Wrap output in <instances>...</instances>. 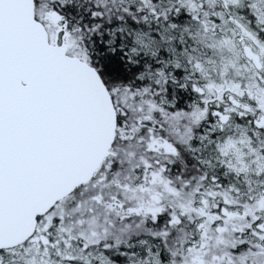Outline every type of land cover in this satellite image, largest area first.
Segmentation results:
<instances>
[{
  "label": "snow or ice",
  "instance_id": "obj_1",
  "mask_svg": "<svg viewBox=\"0 0 264 264\" xmlns=\"http://www.w3.org/2000/svg\"><path fill=\"white\" fill-rule=\"evenodd\" d=\"M0 264H264V0H0Z\"/></svg>",
  "mask_w": 264,
  "mask_h": 264
}]
</instances>
